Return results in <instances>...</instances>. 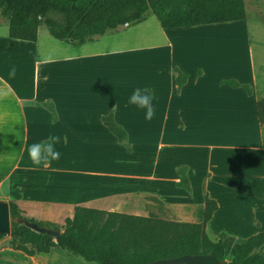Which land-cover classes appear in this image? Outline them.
Instances as JSON below:
<instances>
[{
    "label": "crops",
    "instance_id": "crops-1",
    "mask_svg": "<svg viewBox=\"0 0 264 264\" xmlns=\"http://www.w3.org/2000/svg\"><path fill=\"white\" fill-rule=\"evenodd\" d=\"M42 26L37 29L36 41L16 40L9 37L7 23L0 18L3 200L15 203L37 222L62 226L78 206L146 216L147 197L169 206L176 200L168 203L161 191L141 189L142 182H169L179 197L186 196L198 210L205 195L214 200L217 209L206 227L213 223L222 195L227 196L224 192L233 189L240 194L242 184L232 185L235 180L225 176L237 174L220 166L225 163L223 154L203 155L201 143L230 135L248 124L261 140L251 147L262 150L264 123L256 120V103L264 101V95L248 85L252 100L238 103L226 88L229 86L222 84L224 80H214L213 51L196 47L207 39L197 27L161 28V43L149 47L155 52L142 60V47L134 38L129 39L133 43L130 47L118 49L119 42L114 41L109 44L112 49L101 51L99 38L77 46L52 38ZM160 50L165 53L161 59V52H156ZM12 66L17 68L15 77L8 75ZM142 68L147 72L143 76ZM174 69L186 76L180 87L175 83ZM137 87L155 93L156 111L151 120L144 119V110L128 103ZM108 114L126 133L123 142L102 124L101 118ZM240 114L250 119L254 116L255 121L240 120ZM51 135L61 137L56 146L60 159L34 166L28 146L46 143ZM189 135H195L196 141L189 142ZM227 147L222 150H229ZM216 148L207 147L209 152ZM181 167L186 169L190 191L176 187ZM245 194L252 204L254 193ZM53 249L27 257L30 260L26 263L49 264Z\"/></svg>",
    "mask_w": 264,
    "mask_h": 264
},
{
    "label": "trees",
    "instance_id": "trees-1",
    "mask_svg": "<svg viewBox=\"0 0 264 264\" xmlns=\"http://www.w3.org/2000/svg\"><path fill=\"white\" fill-rule=\"evenodd\" d=\"M149 15L168 30L244 21L246 8L245 0H0V16L7 23L9 37L30 42L36 41L37 29L44 25L52 38L80 46L107 31L140 24ZM174 72L175 83L180 87L186 76L176 69ZM222 84L240 87L235 80H224ZM243 89L251 94L248 85ZM256 120L260 125L264 123L263 100L256 103ZM101 121L118 142L126 139L111 114ZM185 171L182 167L177 170L180 180L176 187L190 191ZM146 200L161 203L152 197ZM8 207L10 233L20 239L19 245L12 240L11 246L28 257L59 248L94 264H147L185 254H211L218 260L226 259V242L221 238L211 240L205 231L217 209L216 202L207 195L198 211L197 223L165 220L152 212L137 216L78 206L62 227L46 224L45 227L60 231L56 241L32 231L29 223L43 225L23 217L15 203H8ZM5 236L0 234V239ZM263 244L264 231L234 244L228 264H264V256L250 258Z\"/></svg>",
    "mask_w": 264,
    "mask_h": 264
},
{
    "label": "rangeland",
    "instance_id": "rangeland-1",
    "mask_svg": "<svg viewBox=\"0 0 264 264\" xmlns=\"http://www.w3.org/2000/svg\"><path fill=\"white\" fill-rule=\"evenodd\" d=\"M245 8L246 19L244 21L206 25L196 29L199 32L206 33L207 36V39L200 43L198 42L196 47L213 51L211 58L215 64V69H217V73L213 77L214 80H235L241 85L238 88L225 86L238 103H241L243 99L252 100V98H248L249 95L243 89L244 85L253 86L257 93L264 95V1L245 0ZM4 26H2L3 29ZM42 30L47 31V28L43 25ZM160 31L161 27L156 18L153 15H149L140 24L115 32H108L104 36L99 37V47L102 49L101 51H108L107 49H112L109 44L114 41L119 42L116 46L118 49L130 47L133 43H130L129 39L134 38L142 47L141 59L144 60L145 55L148 56V54L155 52L149 47L161 43L160 41H162L163 37ZM156 52H161V55H158L160 59L164 58V50ZM200 59L203 60V57H200ZM250 65H252V74L249 71ZM142 72V76L147 73L144 72V68H142ZM244 117L245 114L238 115L240 120L244 119ZM245 119L246 122L251 119L255 121L254 116L251 119L246 116ZM187 138L189 142L196 141L195 135H189ZM259 139V137L256 138L255 129L245 124L244 128L238 127L230 135L215 136V140L209 138L206 142L201 143V146L205 147L203 155L210 154L216 157L223 154L225 163H221L220 166L224 165V167L228 168V170L227 168L225 169V172L237 174L233 176L226 175L225 178L227 180L234 179L235 184H232L234 186L240 187L242 184V192L240 194H235L233 189L231 192H224L227 196L224 197L222 195L218 214L213 219V223L205 229L207 236L211 240L216 241L221 238L226 242L228 249L225 253V258L227 260L230 258V249L234 244L242 243L250 236L264 231V148L258 150L251 147L260 144L261 140ZM262 143L264 145V134ZM209 145H215L217 148L209 152L207 149ZM227 145L230 146L227 147L229 150H222V147ZM195 183L194 180V186L198 189V185ZM201 187L204 190V182H202ZM142 188L147 190L148 188L154 189L157 192L161 191L168 203L176 200L170 206L164 203L148 202L145 205L147 214L152 212L162 219L171 221L190 223L199 221V210L194 207L196 205L192 207L186 196L179 197V194L173 190L171 183L142 182ZM248 191L254 193L252 197L255 198H253L254 202L252 204L245 194ZM5 193L4 189H0V200H3L2 196ZM21 212L23 217L32 219L23 211ZM37 223H41L44 227L46 224L57 227L63 226L49 222ZM0 240V264H27L26 262L30 260L27 258L28 256L11 246L12 240L15 241L16 246L20 244L18 235H11L10 233ZM2 250H6L9 254L6 255V252H1ZM51 254L53 258H50L49 264H94L59 248H54ZM255 255L264 256V244L254 250L250 258Z\"/></svg>",
    "mask_w": 264,
    "mask_h": 264
},
{
    "label": "clouds",
    "instance_id": "clouds-1",
    "mask_svg": "<svg viewBox=\"0 0 264 264\" xmlns=\"http://www.w3.org/2000/svg\"><path fill=\"white\" fill-rule=\"evenodd\" d=\"M17 68L12 66L8 75L15 77ZM147 88L137 87L129 96L128 103L134 105L137 109L144 110V119L151 120L155 116V106L153 103L155 93L149 94ZM61 142L59 135H51L46 143H32L28 146V156L34 166H41L43 162L58 161L61 153L57 150V145Z\"/></svg>",
    "mask_w": 264,
    "mask_h": 264
},
{
    "label": "water",
    "instance_id": "water-1",
    "mask_svg": "<svg viewBox=\"0 0 264 264\" xmlns=\"http://www.w3.org/2000/svg\"><path fill=\"white\" fill-rule=\"evenodd\" d=\"M72 42V41H70ZM18 222V220H15ZM28 227L38 233V234H45L56 241L60 231L47 228L44 226H39L36 223H29ZM0 234L9 235L10 234V215H9V207L8 203L0 200ZM229 261L226 259L218 260L216 257L212 256L211 254H196V255H189L185 254L177 258H168L162 260H156L153 262H149L147 264H228Z\"/></svg>",
    "mask_w": 264,
    "mask_h": 264
}]
</instances>
